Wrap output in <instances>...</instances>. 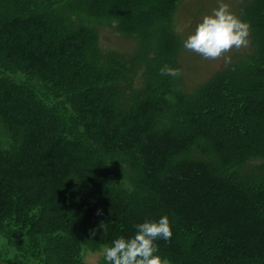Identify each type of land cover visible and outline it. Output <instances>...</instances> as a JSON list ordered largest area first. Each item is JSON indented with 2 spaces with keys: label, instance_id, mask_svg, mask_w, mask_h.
<instances>
[{
  "label": "trees",
  "instance_id": "obj_1",
  "mask_svg": "<svg viewBox=\"0 0 264 264\" xmlns=\"http://www.w3.org/2000/svg\"><path fill=\"white\" fill-rule=\"evenodd\" d=\"M62 1L0 16V234L15 248L0 264H76L164 214L169 264H264V0L242 11L255 52L192 90L160 71L178 66V0ZM73 13L140 49L103 52Z\"/></svg>",
  "mask_w": 264,
  "mask_h": 264
},
{
  "label": "rangeland",
  "instance_id": "obj_2",
  "mask_svg": "<svg viewBox=\"0 0 264 264\" xmlns=\"http://www.w3.org/2000/svg\"><path fill=\"white\" fill-rule=\"evenodd\" d=\"M22 1L23 0H9L8 2L3 3L4 7L0 10V16H7L8 13L15 8L23 10V5L18 4L20 2L22 3ZM66 1L69 2V0H63L60 3V9ZM70 1L76 3L82 2L81 0ZM249 1L250 0H228V3L230 4L231 11L244 20V18H242V11L245 8L244 6ZM217 6V0H178L173 7L172 23L169 25V28H171V33H174L178 40V49H175L174 57L176 58L178 64L177 68L181 69L180 73L183 84L187 90L195 89L197 86L204 83L214 72L224 67L234 65L242 57L255 52L256 48L252 42L250 31L248 36L249 43L247 46H242L240 48L233 47L224 54L231 57V60L228 63L225 62L223 55L215 59L204 58L201 55L183 47V40L194 29L196 23L204 14L210 13L211 10ZM70 17L72 20L81 21L83 24H86L89 28L93 29L97 37L99 48L103 52H116L128 55L133 54L141 47L138 42L139 40L134 37L123 35L119 32L117 28L118 25L115 20H106L94 16L90 17L79 13H73ZM58 37L59 36L57 35V38ZM10 77L19 82L30 81L28 84L33 87L48 104L60 102L59 99H54L49 95L45 97L42 94V90L36 80L29 79L20 73L13 74ZM64 106L67 109L66 113L71 114L72 112L70 111L69 106L67 104ZM210 118V116H207L205 121L207 120L210 122ZM260 123L261 124L259 125L262 126L264 122L260 121ZM217 125H219V123H217ZM177 131H179V129ZM111 161L114 162V165H119L123 159L121 157H116ZM23 239L26 238L23 237ZM38 241H42V239L38 238ZM103 247H97L95 249L83 248L80 251L78 262L76 264H109V262L104 260ZM208 252L210 255L214 253V251L210 250ZM14 254L15 248L9 243L8 239L4 237L3 234H0V258L9 259ZM166 262L169 264L168 261ZM252 264L263 263L254 262Z\"/></svg>",
  "mask_w": 264,
  "mask_h": 264
},
{
  "label": "clouds",
  "instance_id": "obj_3",
  "mask_svg": "<svg viewBox=\"0 0 264 264\" xmlns=\"http://www.w3.org/2000/svg\"><path fill=\"white\" fill-rule=\"evenodd\" d=\"M217 5L196 23L183 40V47L204 58L215 59L223 55L228 63L231 57L224 55L225 53L233 47L248 45L250 24L231 11L228 0H217ZM160 71L162 74L177 76L181 69L165 64ZM101 226L105 227L104 224ZM134 227V234L117 235L103 247L104 260L109 264H167L158 254L155 241H167L172 237L168 215H161L158 219H145Z\"/></svg>",
  "mask_w": 264,
  "mask_h": 264
}]
</instances>
